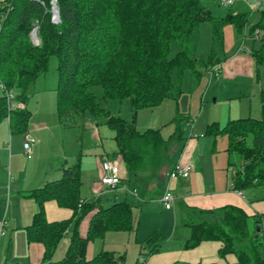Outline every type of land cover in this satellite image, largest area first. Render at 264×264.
I'll list each match as a JSON object with an SVG mask.
<instances>
[{
    "label": "trees",
    "instance_id": "16d2710c",
    "mask_svg": "<svg viewBox=\"0 0 264 264\" xmlns=\"http://www.w3.org/2000/svg\"><path fill=\"white\" fill-rule=\"evenodd\" d=\"M51 1L0 0V81L4 89L13 91L16 100H25L54 55L55 108L60 124L70 128L85 114L102 116L113 131L116 153L127 171L153 176L166 170L177 132L164 138L159 128L137 130L133 122L100 106L90 87L100 85L103 97L128 98L133 116L138 108L156 106L166 97L177 99L184 73L199 77L197 65L206 70L218 63L215 44H222V28L230 24L237 34H243L250 11L226 9L217 15L205 0H55L59 20L53 22ZM257 11L261 17L248 34L253 38L255 28L263 33L258 47L250 48V53L257 65H264V7ZM202 22L210 23L212 45L204 57H196L195 34ZM34 23L40 39L37 45L29 37ZM172 44L178 48L170 55ZM260 99L264 108V90ZM29 115L24 106L9 109L5 94H0V120L8 117L13 131H25ZM183 115L177 112L173 120ZM204 134L226 136V167L234 190L264 188V114L260 118H229L221 125L212 121L206 124ZM233 153L240 159L238 164L230 160ZM79 187L76 163L62 167L60 178L28 190L26 195L34 199L38 209L25 228L26 239L43 245L42 260L37 264H124V255L113 250L101 249L89 259L84 252L89 241L103 238L107 231L135 230L132 205L122 200L102 206L97 198L80 199ZM50 199L71 208L72 215L48 221L43 205ZM91 210L86 234L80 236L78 223ZM186 212L183 225L189 228V235L183 248L191 249L204 241L216 243V259L206 264H264V249L260 248L264 230L260 225L256 228L258 214H249L234 204L187 207ZM66 233L69 242L64 256L51 261ZM162 242L156 231L140 241L148 247L147 254L158 251Z\"/></svg>",
    "mask_w": 264,
    "mask_h": 264
},
{
    "label": "crops",
    "instance_id": "0c3cea01",
    "mask_svg": "<svg viewBox=\"0 0 264 264\" xmlns=\"http://www.w3.org/2000/svg\"><path fill=\"white\" fill-rule=\"evenodd\" d=\"M245 30L241 35L249 36ZM195 36L197 38V46L203 43L206 47H211L210 23H200ZM251 45L249 47V45L245 44L243 38L239 40L237 33L230 24L224 25L222 28V44H215V57L218 58L219 62L217 64L220 66L219 72L217 74L207 75L209 78H214L209 83V86L214 85L217 88H223L222 96L230 101H236L240 105L239 108H234V114H242L244 117L260 118L264 114V108L260 99V91L264 90V65H257L254 62V58L250 53V48L253 47ZM220 53L224 55L223 58H221ZM198 81L195 90L197 92L202 89L203 85L202 80ZM55 87L56 84L52 89L54 91V97L50 93L53 98L49 95V101L46 100L45 103L54 104ZM224 88L226 89L225 93ZM33 92L34 83L30 94ZM202 93H199L200 100L203 96ZM42 97L43 92L39 93L37 98L30 103V108L28 106V97L22 100L23 106L30 111L25 131H13L9 126L8 117L0 120V122H5L7 127V131L5 129L4 135H2L4 139L0 140V264H37L42 260V243L27 241L26 239L25 228L31 223L33 214L38 209V205L34 199L28 197L26 194L30 189L42 186L47 181L60 178L62 175V167L78 163L80 178L82 179L85 175L89 179V194L87 197L86 195L80 196L79 194L80 199L94 201L97 198L102 206H108L116 201H127L126 194L128 193L138 197L135 189L136 186L140 183L148 184L152 180V176H140L131 172L128 173L124 165L122 164L120 166L119 163L120 183L113 190L120 193L122 198L121 196L116 197L117 192H113L111 199L107 198L108 196L102 198L101 192L105 188L99 182V164L104 158H110L108 153L104 152L103 144L100 143L103 153H100V147H94L95 149L93 148V150L99 151L94 156H83L85 154H81V152L76 156L74 152L66 153L63 143H60L58 140V136L60 135L58 127L60 129H70L79 125L86 130H90L92 135L97 138L99 128L96 120H91V117L88 116V118L85 117L87 115L85 114L83 116L85 120L80 123L78 121L76 125L70 128H64L58 119L57 124L56 121L51 123L43 119L44 111L41 114L42 116L37 112L42 105ZM181 113L184 114L183 118H189L185 112ZM230 114L232 113H228L224 120L229 119V116H233ZM213 118L216 119H208L211 121H206L205 125L199 129V134L193 132L191 127L187 136L179 144L180 149L178 155L174 158L169 157L168 167L164 175L159 178L164 183L163 189L166 185L169 186L175 196L171 208L174 205L177 206L181 216L180 218L184 220L187 207L205 209L216 208L225 204H234L242 207L249 214H258L261 224L264 226V190H261L262 193L259 194L258 187L253 188L246 196V190L238 191L232 188L231 179L226 167L228 161V155L225 150L227 145L226 136L204 134L207 123L212 121H217L220 125L225 123H221L223 121L219 117ZM25 133L30 134L34 138V142L31 145L30 157L25 156L22 146ZM181 138V131L178 130L175 140H180ZM172 146L171 153L173 150ZM32 152L34 153L33 157ZM24 156L27 159L26 161L22 158ZM83 157L89 158L83 160ZM186 162L191 164L190 173L186 178L175 177L168 179V172L175 164H184ZM129 177L133 178L131 183L128 180ZM81 184L82 181L80 180V187ZM163 189H160L157 193V199L160 202ZM251 197L257 199L254 200L255 203L250 207V203L252 202ZM106 199L111 202L104 205L103 202ZM43 208L45 218L48 221L67 219L72 215L71 208L58 205L54 199L46 200ZM93 212L94 210L87 212L80 219L78 223V233L80 236L86 234L88 222ZM134 220L136 221L135 218ZM174 230L172 234H174ZM188 230L182 236H179L177 240L166 238L158 251L147 254V257L141 261V264H172L175 261L206 264L208 261L216 259L217 246L215 242L204 241L191 249L183 248L184 241L189 235ZM144 238L139 241L136 238L134 240L137 241L135 245L139 243V251L148 249L146 245L140 243ZM68 242L69 237L66 233L60 238L51 257V261H58L64 256ZM96 245L94 244V239L87 243L84 252L85 258L89 259L95 254L93 252L94 248H97Z\"/></svg>",
    "mask_w": 264,
    "mask_h": 264
},
{
    "label": "rangeland",
    "instance_id": "374dc122",
    "mask_svg": "<svg viewBox=\"0 0 264 264\" xmlns=\"http://www.w3.org/2000/svg\"><path fill=\"white\" fill-rule=\"evenodd\" d=\"M205 3L211 9V11L217 15L223 14L226 9L250 11V15L246 23V32H248L249 28L261 17L260 11L255 10V8L253 7L254 0H233L231 4H221V0H205ZM262 19L264 21V17ZM262 33L263 30L259 29V36H261ZM237 36L239 40L243 38L245 44L249 45V47L250 44H252L251 46L253 47H258L260 43L259 38H250L248 35L242 36L241 34H237ZM177 48L178 46L176 44H172L170 55H173ZM209 49L210 46L206 47L203 43H201L199 44V46H197L195 56L204 57L207 53L206 51H209ZM220 55L221 58L224 57L222 53H220ZM56 62V57L54 55H51L48 59L46 71L35 79L34 92L28 96V106L30 108V103H32L37 98V95H39V93L43 92V97L41 99L42 105L37 112L39 115H41L44 111L43 119H46L51 123H54L56 121L57 124L55 100L54 104L45 103L46 100L49 101V95L52 94L54 97V91L52 89L57 82V73L55 70ZM196 67L201 72V78L198 77L197 79V77L192 75L189 71H186L184 73V77L182 78V92L179 95V98L174 99L171 97H166L156 106L138 108L134 116V108L128 98L115 100L108 97H103V90L100 85L91 86L90 90L96 96L100 106L114 115H118L127 121L133 122L135 128L139 131H142L148 127H157L159 128L162 137L167 138L173 132L176 133L178 130H180L182 138L180 140L174 139L172 146L173 150L172 153L170 152L169 156L170 158H174L179 153V144L187 136L189 130H191V127L193 132L199 134V129L205 125L206 121H211L208 119H216L213 117H219L220 119H222L221 121L223 122L221 123H224L226 121L224 119L225 117H227L228 113H232L230 115H233L229 116L230 118L244 117L242 116V114H234L235 112H233L234 108L237 109L240 105L236 101H230L227 98H224L222 96L223 88H217L214 85L209 86V83L213 81L214 78H209L206 71L200 65H197ZM198 80H202L201 82H203L202 89H200L199 92L195 91L197 87L196 85L199 82ZM202 91L204 92L202 93ZM225 92L226 89L224 88V93ZM199 93H202L203 95L201 100L199 98ZM52 95L51 98H53ZM177 111L185 112V114L189 118L173 120L174 116L177 114ZM87 116L91 117V120H96L98 124L99 129L97 138L92 135L90 130L84 129L81 125L70 129H60V127H58V130H60L58 140L60 143H63L66 149V153L74 152V154L77 156L78 153L81 152V154H85L83 156H94L95 153L99 151L100 153H103L104 150V152L108 153L110 158H118L120 166H122L123 163L119 155H117L116 153L113 131L105 124V119L102 116L93 117L90 115H86L85 117ZM83 120L85 119L80 118L78 121L80 123ZM0 126V140H2L4 139V136L2 135H4L3 133L5 129L7 131V127L5 122H0ZM80 142L81 144H79ZM100 143L103 144V150ZM94 147H100L99 151L93 150ZM25 156L22 158L26 161L27 159ZM33 156L34 153L32 152V157ZM229 157L231 161L235 162V164H238L240 161L239 157L234 153L230 154ZM85 158L89 157H83V160H85ZM128 173L130 172L128 171ZM164 173L165 170L153 175L152 180L149 181L148 184H138L135 188L138 197L129 193L126 194L127 201L132 205L133 217L136 219L135 230H110L105 232L103 238L94 239V244H97V248H94L93 254L96 253L99 249L113 250L116 254L124 255V264H141V261L147 257V250L139 251V243L135 245L137 242L134 241L135 238L139 241L143 237H146L150 233L156 231L159 234L160 238L163 239L162 243H164L166 238L177 240L179 236H182L183 233L188 230V227L183 225V220H181L180 218L181 216L179 214L177 206L174 205L173 208L166 209L164 208L162 202L158 201L157 199L158 191L160 189H163L164 187V183L161 181V179H159L164 175ZM80 180L82 181V184L81 187H79V194L80 196L86 195L87 197L89 194V179L84 175L82 179L80 178ZM128 180H130L131 183L133 181V178L129 177ZM250 190L251 189L246 190V196L247 194H249ZM257 190L259 191V194H261V190H264V188L259 187L257 188ZM113 192L116 193L117 191L105 188V190L101 192L102 198L108 196L107 198L111 199ZM120 196L121 194L117 192L116 197ZM250 199H252V202L250 203L251 207L255 203L254 200H256L257 198L251 197ZM110 202V200L106 199L103 204L105 205ZM248 223L251 226V218L248 219ZM257 225L263 226L261 224V220ZM262 229L264 230V226L262 227ZM173 230L174 234H172ZM260 248L264 249V243L260 245Z\"/></svg>",
    "mask_w": 264,
    "mask_h": 264
},
{
    "label": "built area",
    "instance_id": "2783aa9c",
    "mask_svg": "<svg viewBox=\"0 0 264 264\" xmlns=\"http://www.w3.org/2000/svg\"><path fill=\"white\" fill-rule=\"evenodd\" d=\"M233 0H221L222 4H230ZM253 7L255 10L261 9L264 7V0H254ZM51 20L53 22H58V12L55 4V0L51 1ZM37 24L34 23L31 30L29 31V37L32 44L37 45L40 42V39L37 34ZM253 38H259V29L255 28L253 31ZM220 66L219 64H213L206 68V73L209 75L217 74L219 72ZM0 91L5 94L7 107L9 109L12 108H22L23 102L22 100H16L15 95L12 91H7L4 89L2 82L0 81ZM34 142V138L28 134H24V139L22 142L24 154L26 157H30L31 155V145ZM100 175L99 182L106 189H115L118 187L120 183V174H119V161L116 157L112 158H104L100 161ZM191 170V164L186 162L184 164H175L173 168H171L168 172V179H172L175 177L186 178ZM175 196L169 186L163 189L162 194L160 196V200L164 206V208L169 209L173 206Z\"/></svg>",
    "mask_w": 264,
    "mask_h": 264
},
{
    "label": "water",
    "instance_id": "95a60500",
    "mask_svg": "<svg viewBox=\"0 0 264 264\" xmlns=\"http://www.w3.org/2000/svg\"><path fill=\"white\" fill-rule=\"evenodd\" d=\"M256 228H258V225L256 226Z\"/></svg>",
    "mask_w": 264,
    "mask_h": 264
}]
</instances>
